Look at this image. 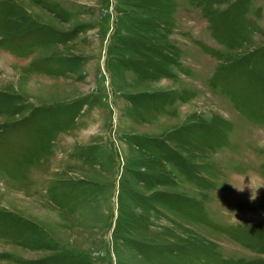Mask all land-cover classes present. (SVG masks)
Returning a JSON list of instances; mask_svg holds the SVG:
<instances>
[{"label":"rangeland","instance_id":"rangeland-1","mask_svg":"<svg viewBox=\"0 0 264 264\" xmlns=\"http://www.w3.org/2000/svg\"><path fill=\"white\" fill-rule=\"evenodd\" d=\"M0 264H264V0H0Z\"/></svg>","mask_w":264,"mask_h":264},{"label":"clouds","instance_id":"clouds-1","mask_svg":"<svg viewBox=\"0 0 264 264\" xmlns=\"http://www.w3.org/2000/svg\"><path fill=\"white\" fill-rule=\"evenodd\" d=\"M260 188H261V187L258 186V187L256 188L255 192L250 194V197H249L250 202H251V201H254V200L257 198V195H258V189H260ZM239 191H243V190H239Z\"/></svg>","mask_w":264,"mask_h":264}]
</instances>
